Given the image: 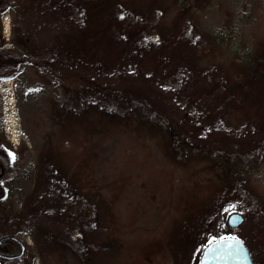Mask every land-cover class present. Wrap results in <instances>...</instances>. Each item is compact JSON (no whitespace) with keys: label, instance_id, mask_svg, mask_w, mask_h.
Wrapping results in <instances>:
<instances>
[{"label":"rangeland","instance_id":"obj_1","mask_svg":"<svg viewBox=\"0 0 264 264\" xmlns=\"http://www.w3.org/2000/svg\"><path fill=\"white\" fill-rule=\"evenodd\" d=\"M202 2V10L193 9L192 17L202 31L218 36L217 42L222 40V56L256 49L264 53V0ZM40 3L28 11L25 6L23 16L17 12L21 0L0 3L11 27L8 40L2 42L24 58L10 75L0 73L10 129L22 160L21 174L11 187L13 196L23 198L34 188V168L41 163L40 157L44 156L50 172L40 196L41 206L36 209L46 234H39L44 232L42 227L35 232L15 216L17 210L0 215V235L17 233L27 247L24 264H51L60 257L61 239L73 245V193L66 197L53 188L58 178L53 166L62 163L73 168L79 155L89 159L94 186L113 202L120 220L124 254L104 264H175L176 259L178 264H189L188 257L199 264L204 248L222 237L241 240L254 264H264V122L237 127L235 118L215 116L205 108L200 97L215 84V74L205 73L202 67L214 59L196 64L190 59L192 42L186 36L169 47L155 28L130 27L140 22L130 11L116 10L124 23L104 33L72 0ZM155 17L153 14L151 20ZM23 39L31 56H44V61L40 60L47 65L45 69L37 68L39 65L14 43ZM145 59L154 66L148 64L145 70ZM90 81L114 87L110 93L121 108L136 100L144 106L142 116L146 119L137 118L127 126L116 123L117 117L105 110L100 124L89 113H82L83 120L74 124L61 118L65 92ZM171 130L193 136L191 144L200 149L198 164L185 161L188 158L180 148L175 149L178 160L171 159L169 154L179 146L177 142L170 145ZM206 178L231 190L213 205L217 220L195 227L193 235L185 228L184 238L192 235V244L182 242L190 249L187 255L174 246L168 248L173 230L179 229L177 222L183 218L180 211L186 208L179 205L178 194L188 195ZM63 211L66 213L61 214ZM232 213L242 216L236 227L227 225ZM37 237L45 244H37ZM153 243H161L165 257L160 255L153 262L140 258L139 253ZM170 248L177 251V257ZM64 255L70 261L73 254L64 251Z\"/></svg>","mask_w":264,"mask_h":264},{"label":"trees","instance_id":"obj_2","mask_svg":"<svg viewBox=\"0 0 264 264\" xmlns=\"http://www.w3.org/2000/svg\"><path fill=\"white\" fill-rule=\"evenodd\" d=\"M41 0H21L17 8V12L23 16L25 6L27 11L30 6L39 7ZM76 7L82 8L88 15L89 22L95 25L98 30L104 33L113 32L116 24H123L124 17H121L116 10L122 9L134 13L135 21H140L136 25L129 24L130 27L143 30L145 28H155L159 36L167 42L170 47L179 42L183 37H188L192 42L191 57L196 64L204 61L212 60L207 63L202 70L207 74L214 73L215 84L201 95V101L205 108L213 112L215 116L224 118H235L237 127L244 125H258L264 122V53L260 50L254 52L238 53L232 52L228 57L222 56L223 42L218 36L210 33H205L197 25V21L192 17V11L202 10V0H72ZM37 5V6H35ZM33 8V7H31ZM26 11V12H27ZM26 14V13H25ZM155 14V18L151 20V16ZM115 27V28H114ZM224 30H227L225 28ZM25 42V43H24ZM17 46L24 49L26 54L33 64L37 63V68L45 69L46 64H43L44 56L39 58L38 55H30L27 46V40L22 42H14ZM28 47V48H27ZM219 56V57H218ZM218 57V58H217ZM43 61H41V60ZM38 60V62H36ZM49 60V59H48ZM46 60V61H48ZM22 55L14 52H0V73L5 76L10 75L23 63ZM154 66L150 60H144L142 65L147 70L146 65ZM41 65V67H40ZM10 73V74H9ZM96 81L85 83L84 87L71 88L64 95V105L61 107L59 114L61 118H66L67 122H81L83 120L82 113L93 115L96 123L101 122V112L109 111L113 117H117L116 123H125L127 126L135 122L137 118L146 119L142 116L144 106L136 100L129 107L121 108L112 95V90H116L112 86L104 84H96ZM95 93H94V92ZM104 91L109 92L103 93ZM106 96L112 100L106 99ZM197 100V99H196ZM195 100V101H196ZM134 106V108H133ZM124 112L121 114L119 112ZM110 123H114L110 120ZM97 124V125H98ZM90 125V124H88ZM115 125L113 126V128ZM170 145L179 143L177 148H173V153H170L171 159L177 161L178 153L184 152L187 160H191L198 164L199 148H195L191 144L194 139L192 135L184 134V132L170 131ZM181 149L175 151V149ZM42 160L36 163L34 168L35 185L34 188L22 198V206L15 211V216L23 218L25 224L29 225L39 232L40 227L43 228L40 235L46 234L43 223L40 221L36 209L39 207L40 196L43 188L46 186L49 169L45 164L44 156ZM89 159L84 156H77L73 162V168H65L62 163L53 166V171L58 174L53 188L59 189V193H64L68 197L73 193V245L67 240L61 239L60 246L62 247L59 258L52 259L51 264H104L105 260H110L114 256H122L124 254L123 237L121 236V226L118 215L115 211V206L112 201L107 200L102 191L94 186L91 178V167ZM174 168V167H173ZM48 174V175H47ZM203 181V182H202ZM197 183L188 191V195L178 194L177 198L179 205L186 206L180 211L182 220L177 222L178 230H173L172 238L168 248L173 247L178 252L186 249L184 243L190 242L194 234L195 227H206L213 223L218 218V212L214 210V204L219 200H223L225 193L231 190L222 188L220 185L211 182L210 178H206ZM62 184L61 189L59 188ZM223 186V185H221ZM66 189H65V188ZM207 193V194H205ZM186 200V201H185ZM200 204L195 206V204ZM28 206V210L25 207ZM41 206V204H40ZM195 207V208H194ZM194 208V210H193ZM63 211L61 214H65ZM221 223V222H220ZM219 223V224H220ZM190 228L192 235L187 238L184 230ZM37 244L45 241L37 237ZM159 243V242H158ZM153 243L146 250L139 253L140 258L154 261L158 256H164L162 245ZM47 244V243H46ZM42 247V246H41ZM170 248L172 254L177 251ZM182 249V250H181ZM169 250V251H170ZM67 252L72 259L64 255ZM157 253H160L157 255ZM137 257V256H135ZM174 257V256H173ZM153 259V260H151ZM168 262V259H163V262ZM176 259L175 264H178ZM189 264H197V261L191 262L188 257Z\"/></svg>","mask_w":264,"mask_h":264},{"label":"flooded vegetation","instance_id":"obj_3","mask_svg":"<svg viewBox=\"0 0 264 264\" xmlns=\"http://www.w3.org/2000/svg\"><path fill=\"white\" fill-rule=\"evenodd\" d=\"M2 1L4 0H0V3ZM3 7L0 6L1 17L4 14ZM1 28L0 52H12L9 50V46L2 42V40H8L10 29L6 31ZM4 91L6 90L4 89ZM5 104V95L2 94L0 86V215H5L6 211L18 210L22 206V197L13 196L11 191L14 181L21 174L20 166L22 160L20 159L19 148H16L18 142L10 129L6 113L8 107ZM18 203L19 207L17 206ZM27 256V247L22 243L17 233L10 232L0 235V264H24Z\"/></svg>","mask_w":264,"mask_h":264},{"label":"water","instance_id":"obj_4","mask_svg":"<svg viewBox=\"0 0 264 264\" xmlns=\"http://www.w3.org/2000/svg\"><path fill=\"white\" fill-rule=\"evenodd\" d=\"M241 222L242 216L238 213H232L227 218V225L230 227L238 226ZM199 264H254V262L241 240L235 237H222L204 248Z\"/></svg>","mask_w":264,"mask_h":264},{"label":"snow or ice","instance_id":"obj_5","mask_svg":"<svg viewBox=\"0 0 264 264\" xmlns=\"http://www.w3.org/2000/svg\"><path fill=\"white\" fill-rule=\"evenodd\" d=\"M234 239V238H233ZM214 241L210 242V243H213Z\"/></svg>","mask_w":264,"mask_h":264}]
</instances>
